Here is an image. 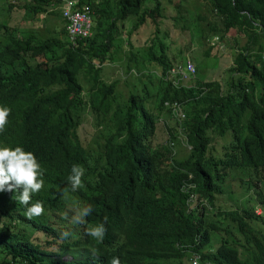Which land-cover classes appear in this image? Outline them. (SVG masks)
Returning <instances> with one entry per match:
<instances>
[{
  "label": "trees",
  "instance_id": "trees-1",
  "mask_svg": "<svg viewBox=\"0 0 264 264\" xmlns=\"http://www.w3.org/2000/svg\"><path fill=\"white\" fill-rule=\"evenodd\" d=\"M31 1L25 8L36 14L60 0ZM79 1L90 7L91 36L77 40L75 47L65 45L63 22L52 30L58 36L48 33L36 39L28 34L24 40L7 37L0 41V104L13 115L0 133V147L19 146L38 161L52 162L43 169L44 186L36 194L44 206L42 215L29 219L23 212L25 206L22 210L12 203L18 192H0V264H109L113 257L121 264H182L190 259V252L210 261L220 255L215 264H264V215L233 205L213 209L228 175L235 172L230 177L240 180V176L264 172V0H204L212 11L206 28L190 30L189 25H182L190 30L196 46H205L203 58L209 57L213 36L217 37L214 45L221 47L231 29L245 37L225 70L230 76L224 91L218 77L196 78L186 85L178 72H171L183 61L172 63V40L158 0L150 8L143 6L145 0ZM129 18L125 43L130 49L125 59L120 42L114 39L117 25ZM196 19L204 18L197 15ZM147 24V38L131 42L129 37ZM38 55L45 58L38 60ZM213 56L220 59L216 67L221 70L226 59ZM91 59L123 63L133 76L125 96L116 89L117 80L106 82ZM194 60L198 70L200 59ZM79 71L87 85L84 99ZM175 100L185 109L181 126L191 146L180 159L170 158L162 141L166 135L167 141L178 135L177 125L162 127V115L169 112L164 103ZM84 107L91 126L103 138L96 151L89 148L87 128L78 121ZM167 161L192 173L191 180L207 207L188 214L180 206L174 209L185 173L165 168ZM73 165L83 167L84 176H97L105 192L99 193L102 201L90 204L92 212L83 224L73 223L76 213L67 206L74 205L76 212L81 208L71 199L63 200L65 195L56 185ZM152 179L172 183L175 191L165 211L152 209L151 241L130 239L126 244L127 225L149 198ZM260 198L264 206V197ZM210 210L216 221L209 222ZM226 221L242 232L240 243L229 241ZM102 223L106 228L102 242L85 234L90 224ZM47 227L50 252L38 243L49 234ZM61 233H68L72 240L60 238L57 234ZM214 235L222 246L210 254L208 243ZM66 252L72 256L69 262L51 257Z\"/></svg>",
  "mask_w": 264,
  "mask_h": 264
},
{
  "label": "clouds",
  "instance_id": "clouds-1",
  "mask_svg": "<svg viewBox=\"0 0 264 264\" xmlns=\"http://www.w3.org/2000/svg\"><path fill=\"white\" fill-rule=\"evenodd\" d=\"M27 2H32V1L15 0L14 2L10 1L9 3L5 1V3H7V6L9 8H17L23 13V16L30 21L39 20L38 17L40 15H44L47 12L54 14L57 17L58 22H54V23L50 22L51 25L50 36L51 35L58 36L57 34H54L52 30L56 28L59 24H62L63 22L65 37H66L65 45L67 47L70 48L75 47L77 40L91 36L92 19H91V10L88 4L81 3L79 0H60L57 4H50L49 6H47L46 10L43 12L31 14L28 13L25 8ZM76 12L83 15L88 22V29L85 34L77 33L76 29H74L72 25V20L70 19V16ZM35 32H41L44 38L48 36V33H45L44 31L38 28H24L20 30V27L16 26L13 21L7 23L5 19H0L1 42L5 41L7 37L24 40L25 38L28 37L27 36L28 34H32L36 39H39L36 37ZM214 40H217L216 36H213L208 44L212 46V48H221V45L219 46L214 45ZM37 57L38 60L45 58L42 55H38ZM261 58L264 59L263 53ZM48 60H49L48 63L50 64V59ZM91 60L93 65L99 68H101L102 62L106 61V59L102 61H97L95 59H91ZM182 61L183 62L181 63V65L173 67V69L176 71L171 70V72H178L185 82L195 76L196 70L194 68L191 58L183 57ZM114 63L120 66L122 62L121 63L114 62ZM186 63H189L191 65L192 70L187 69ZM79 76H82L81 71H79L77 74L78 80H79ZM197 79L199 78L197 77ZM218 81L220 82V79H218ZM31 83H33V80L31 81ZM79 83L82 86L80 96L82 97V99H84L82 95L83 93L86 94L85 88L87 85L84 81H82V78H81V82L79 81ZM221 86H222V90L224 91L223 84H221ZM164 105L166 108L169 109L168 113L175 120V122L174 124L170 125L166 120L163 119L162 127L164 126V124L166 126L177 125L178 135L175 136L174 138H170L168 141L166 135L162 139V141L163 143L166 142L167 147L169 148L170 158L180 159L183 158V156H185L187 154V151L191 148L190 143L189 144L186 143V138L184 137L181 126L183 119H185V109L182 106V103L176 100L171 102L170 104L164 103ZM10 114H11V109L0 104V133H2L5 130L8 123V117ZM90 141L91 138L88 141V145L89 148L92 150L93 148L90 147ZM208 142H210V146H211L212 145L211 141ZM98 146L99 144L96 146V149ZM177 147H181L187 150L183 154L176 155ZM51 163L52 162H47L42 160L38 161L36 156L32 152H27L22 147L19 146L15 148H10L7 146L0 147V192H5V191L15 192V193L18 192L19 194L14 197L16 202L12 201V203L20 206L22 210L23 207L25 206L26 209L23 212L24 215H26L29 219H31L32 217H38L44 213V206L42 202L36 199V194L40 192L44 186V181L41 178L43 175V169L46 168V165H49ZM164 167L169 170L174 169L180 171L181 173H185V177L179 182V185L176 190L179 197L176 201V205L174 209L180 206L182 210L188 214V212L190 211L197 212V209H200L201 206L207 207V203H205V201L201 199V197L198 195L196 191V186L194 182L191 180L192 173L189 170L187 171L181 170L177 164L173 163V161H167V163H164ZM84 174H85V170L83 167L79 165H73L72 168L67 173H65L62 176H59V179L56 183L60 191L65 195V198L63 200L71 199L72 201L75 202L76 206L81 208L76 212L77 208L74 205L69 204L67 206L68 210H70L73 213H76L72 217L73 223H79V224H83L85 222L84 218L91 214L92 207L90 204L92 203L96 204L102 201L99 193L100 192L105 193L101 189V187L98 186L97 184V176H84ZM233 174H235V172H233ZM230 176L228 175L226 177V180H231L232 178ZM240 177L241 179L239 180L234 175V178L232 179L234 180V184L236 185L237 188L244 187L246 191L251 190V194H254L252 200L256 203V205H258V208H254V205L248 206L246 204L247 200L244 202L242 206H239L237 204H229V205L250 209L256 215H264V214H259L261 213V211H264V206L260 202L261 201L260 197H264V193L261 191V186L264 187V172L263 173L258 172V175L253 174L250 177L248 176L247 177L240 176ZM225 181L224 184L221 185L222 193L217 194L216 197L217 201L215 200V205L213 207L215 211L216 210L219 211L220 208L226 207L223 206L222 202L220 201V199L224 198L225 196V189L228 188L227 183H225ZM174 191L175 189L172 183H168L161 179H152L149 198L141 203L137 215L127 225L126 244L130 239L151 241L150 230L155 220L154 212L152 211V209L155 207L157 211H165V205L168 199L170 198V196H172V194L174 193ZM229 194H231V190L229 191ZM17 202L21 205H19ZM210 211L212 212L211 214L208 213V216L210 214V217H208L209 222L216 221L217 217H215V215L213 214V210ZM223 224L219 223V225L221 226ZM225 224L230 230L229 233H227L230 234L228 235L229 241L230 240L234 241L232 238H230L232 228H234L241 235L243 239V236L241 234L242 232L239 229H237L228 221H226ZM90 225L91 226H89L85 230V234L97 241L102 242L106 233V228L104 224L102 223L97 225H92V224ZM47 232L49 233L47 237H42L40 239L41 241H38V243L44 246L45 251L50 252L49 227H47ZM218 233L222 234L224 232L218 231ZM57 235L60 238L66 240H72L68 236V233H61ZM199 237H196L195 240H198ZM208 244H209L208 251L210 254L214 252L216 246L218 245L222 246L221 242L219 241L216 235H214V237L211 238V241ZM64 256H69V259L68 260L62 259ZM188 256H190L189 257L190 259L185 260L182 264H215L216 258H218L220 255L211 258V261L202 260L198 253L195 254L193 252H190ZM51 257L55 261H60V262H69L72 260V256L68 252L60 255H51ZM109 264H121V262L118 257H113L110 260Z\"/></svg>",
  "mask_w": 264,
  "mask_h": 264
},
{
  "label": "rangeland",
  "instance_id": "rangeland-1",
  "mask_svg": "<svg viewBox=\"0 0 264 264\" xmlns=\"http://www.w3.org/2000/svg\"><path fill=\"white\" fill-rule=\"evenodd\" d=\"M8 3L14 2L15 0H0V19H5L6 22H14V24L21 29L24 28H38L45 33H50V22H58L57 17L47 12L44 15H40L38 18L39 20H27L23 13L18 10L17 8H9L7 6ZM21 1V0H19ZM160 3V13L165 17V24L167 25L169 31H170V38L172 40L171 45L169 46V54L173 55L172 57V63L178 64L180 60L183 57H189L192 59L194 65L196 64L194 58L200 59L201 67H199L198 70H196L195 76L185 82H183L186 85L192 84L193 80L197 77L202 80H211V79H220V83L223 84V89L227 87V83L229 82V76L230 72L225 71L229 70L230 66V60L233 55V50L244 44L245 37H240L239 33L236 32L235 29H231L228 33L226 40H221V43L223 46L221 48H211L208 55L209 57L203 58V51L205 49V46L198 47L196 46L195 40L192 37V33L190 30H192L194 27L197 28H206L208 22L211 19L212 11L210 10L209 4L204 0H158ZM143 6L150 8L154 6V0H145L143 3ZM9 8V9H8ZM8 9V10H7ZM200 15L203 20L196 19V16ZM24 19V20H23ZM129 20L127 22H123L122 25H117V33L118 36L114 39L115 43H119L121 45V49L123 50V56L126 59V57L129 55V46L127 43H125L126 39V31L129 27ZM185 24L186 26L189 25L190 30L183 29L182 25ZM148 26V24H147ZM148 27L141 26L139 27V34L138 35H131L130 41L133 40L137 41L138 39L147 38L148 33ZM152 29V27H151ZM35 35L37 38H44L41 32H35ZM149 37V35H148ZM139 42V41H138ZM190 42V43H189ZM220 43V44H221ZM188 48V49H186ZM215 55H222L226 61L224 64H222L221 70L216 67V63L218 64L220 62V59L215 58ZM264 54V52H263ZM126 55V57H125ZM211 55V56H210ZM101 74L102 78L109 82L111 80H117L116 89L125 96L127 94V91L130 89L131 84L133 83L132 77L129 73H127L124 70L123 63L121 65H116L114 62H108L103 61L101 64ZM126 74V75H125ZM79 81L81 82V76H79ZM124 81H127V84L124 85ZM135 81V77H134ZM225 86V87H224ZM84 98L86 97V94L83 93L82 95ZM145 105L148 106V103L146 102ZM163 119L168 122V124H174L175 120L170 116L169 113L166 111L162 115ZM81 126L87 128V136L90 141V147L93 148L96 151V146L100 143H102L103 138L98 136L97 129H94L91 126V118L90 115L84 107L82 111L79 114V120ZM161 126L158 122V125ZM158 127V128H159ZM158 135L160 138L162 136V133L159 131ZM211 144L214 146L217 151H219V148H217L213 141H211ZM176 155L183 154L187 149H183L181 147L176 148ZM225 183H227V189H225V196L224 198L220 199L223 206H227L229 204H237L239 206H242L244 202L247 200V205H254V208H258V205L252 200L254 197V194H251V190L246 191L244 187L237 188L234 184V180H226ZM231 190V194H229V191ZM261 191L264 193V187L261 186ZM220 204V203H219ZM218 204V205H219ZM212 211L209 213L211 214ZM259 212V211H257ZM209 214V217H210ZM259 214H264V211H261ZM235 243H240L242 241L241 235L234 229H231V236ZM62 259H69V256H64Z\"/></svg>",
  "mask_w": 264,
  "mask_h": 264
},
{
  "label": "built area",
  "instance_id": "built-area-1",
  "mask_svg": "<svg viewBox=\"0 0 264 264\" xmlns=\"http://www.w3.org/2000/svg\"><path fill=\"white\" fill-rule=\"evenodd\" d=\"M70 19L72 20V25L74 29H76L77 33H86L88 29V22L83 15L76 12L70 16ZM186 66L188 70H192L191 65L189 63H186Z\"/></svg>",
  "mask_w": 264,
  "mask_h": 264
}]
</instances>
